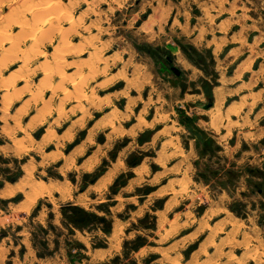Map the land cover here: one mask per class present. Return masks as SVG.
<instances>
[{
  "label": "rangeland",
  "instance_id": "1",
  "mask_svg": "<svg viewBox=\"0 0 264 264\" xmlns=\"http://www.w3.org/2000/svg\"><path fill=\"white\" fill-rule=\"evenodd\" d=\"M31 1L0 0V264H264V0Z\"/></svg>",
  "mask_w": 264,
  "mask_h": 264
},
{
  "label": "bare ground",
  "instance_id": "2",
  "mask_svg": "<svg viewBox=\"0 0 264 264\" xmlns=\"http://www.w3.org/2000/svg\"><path fill=\"white\" fill-rule=\"evenodd\" d=\"M29 1V3H30V1L31 0H28ZM37 1V0H36ZM27 2V0H24V5H28V4H25ZM32 2V1H31ZM33 3V2H32ZM31 5V4H30ZM34 5V4H33ZM22 6H23V4H22ZM25 8V7H24ZM23 8V9H24ZM34 10H36V12H32V13H34L33 14V23L35 24L36 22H38L43 16H44V18L46 17V20L48 21V22H52L53 23V27H55L54 26V20H56V19H60L63 15H64V12H62L61 13V10H62V8H61V4H60V0H38L37 2H35V6H34ZM22 9V8H21ZM20 9V10H21ZM26 9H29V5H28V7L26 8ZM25 10V9H24ZM31 10V9H30ZM15 12V11H14ZM25 12H26V10H25ZM9 13H12V11L11 12H9ZM18 13V12H17ZM17 13H16V15H17ZM20 13V12H19ZM29 13V12H28ZM3 15V14H2ZM13 15V14H12ZM12 15H9V16H11V17H9V16H4L6 19H7V26H10L9 24L10 23H12V21H14V22H17V23H22V20H20V18H16V17H13ZM21 15V14H20ZM26 15V14H25ZM8 17V18H7ZM22 17V16H21ZM64 17V16H63ZM66 17V16H65ZM15 18V19H14ZM26 18V17H25ZM14 19V20H13ZM24 19V18H23ZM66 19H67V17H66ZM70 19H71V16H70ZM42 20H43V18H42ZM41 20V21H42ZM26 21H28L27 19H26ZM4 22H5V20H4ZM25 22V21H24ZM30 22V21H29ZM44 22V21H43ZM9 23V24H8ZM51 23V24H52ZM5 24H4V26H5ZM14 24H16V23H14ZM25 24H26V22H25ZM24 24V25H25ZM28 24V23H27ZM33 24V25H34ZM12 25V24H11ZM36 25V24H35ZM39 25V24H38ZM55 25H57V24H55ZM72 25V24H71ZM7 26H5V28L7 27ZM69 26V25H68ZM27 29H30V27L27 25ZM57 27V26H56ZM21 28H22V26H21ZM33 28V27H32ZM47 28V27H46ZM51 28H52V25H51ZM50 28V29H51ZM69 28H70V26H69ZM23 30H26V29H24V28H22ZM55 29V28H54ZM66 29V28H65ZM65 29H64V31H65ZM4 30V29H3ZM6 30V29H5ZM8 30H9V28H8ZM34 30V29H33ZM47 30H49V28L47 29ZM53 30V29H52ZM45 31H46V29H44V32L43 33H45ZM26 32V31H25ZM34 32H35V30H34ZM47 32V31H46ZM55 32V31H54ZM18 33L19 32H17V36H18ZM42 33V34H43ZM48 33V32H47ZM50 33V32H49ZM52 33V32H51ZM64 33H66V32H64ZM46 34V33H45ZM44 34V35H45ZM55 34V33H54ZM69 34V33H68ZM67 34V35H68ZM71 34V33H70ZM0 35H3V33L0 31ZM41 35V34H40ZM4 36V35H3ZM16 36V37H17ZM27 36V35H26ZM42 36V35H41ZM48 36V35H47ZM63 36V35H62ZM5 38H6V36H4ZM40 37V36H39ZM9 37H7V39H8ZM46 38V37H45ZM48 38V37H47ZM2 39V38H1ZM0 39V40H1ZM64 39V38H63ZM37 40V39H36ZM16 42V41H15ZM68 42V41H67ZM70 42V41H69ZM34 45V44H33ZM33 45H32V48H33ZM10 46H12V45H10ZM14 46V45H13ZM13 48V47H12ZM65 48V47H64ZM8 49H9V46H8ZM31 49V48H30ZM34 49V48H33ZM34 50H36V49H34ZM59 50H61V49H59ZM29 52V51H28ZM64 53V52H63ZM60 55V54H59ZM24 56V55H23ZM24 60V59H23ZM29 60V59H28ZM64 61V60H63ZM1 63H2V61H1ZM24 63V62H23ZM61 64V63H60ZM62 65V64H61ZM61 65H59L60 67H61ZM58 67V66H57ZM97 69V68H96ZM95 70V69H94ZM49 72H52L51 70L49 71L48 70V72H47V77H48V73ZM62 74H64V72L62 73ZM46 75V74H45ZM51 74H49V76H50ZM83 75V74H82ZM63 76H65V74L64 75H62V79H64L65 77H63ZM51 77V76H50ZM85 77V76H84ZM84 77L83 78H81V79H84ZM87 77V76H86ZM85 77V78H86ZM93 77V76H92ZM89 78V77H88ZM87 78V79H88ZM91 78V77H90ZM49 79V78H48ZM80 79V80H81ZM87 79H85V80H87ZM83 81V80H82ZM80 82V83H84V82ZM62 84H63V80H62ZM8 86H10V84H8ZM7 86V87H8ZM56 86V85H55ZM57 87V86H56ZM56 87L54 88V91L56 90ZM79 87H81V86H79ZM78 87V88H79ZM15 89V88H14ZM65 90V89H64ZM80 90V89H79ZM39 91V90H38ZM38 91H37V93H38ZM7 92V91H6ZM9 92V91H8ZM4 93V92H3ZM40 93V92H39ZM66 94V93H65ZM5 95V94H4ZM7 95V94H6ZM3 96V95H2ZM33 96V95H32ZM78 96V95H77ZM76 96V97H77ZM4 97V96H3ZM34 98H35V95L33 96ZM7 102V101H6ZM217 108V107H216ZM218 108H220V107H218ZM217 110V109H216ZM214 112V111H213ZM220 112H221V110H220ZM213 114V113H212ZM217 117V116H216ZM56 187V185H52V186H50V184H48V185H45L44 183H42V184H39V185H37V187H33V194H35V192L37 193V191L38 192H40V191H43V190H47V189H49V188H55ZM59 187V186H58ZM57 188V187H56ZM59 188H61V186L59 187ZM32 189V188H31ZM172 226H174V225H172ZM115 236H116V234H115Z\"/></svg>",
  "mask_w": 264,
  "mask_h": 264
},
{
  "label": "trees",
  "instance_id": "3",
  "mask_svg": "<svg viewBox=\"0 0 264 264\" xmlns=\"http://www.w3.org/2000/svg\"><path fill=\"white\" fill-rule=\"evenodd\" d=\"M67 206H64V208H69L70 212H66L65 215L66 217H69L72 220L73 224L77 227L84 228L88 225L89 221L100 219L96 214L88 212L81 207L73 206L70 204ZM106 232L110 234L112 230L109 228L106 230Z\"/></svg>",
  "mask_w": 264,
  "mask_h": 264
},
{
  "label": "water",
  "instance_id": "4",
  "mask_svg": "<svg viewBox=\"0 0 264 264\" xmlns=\"http://www.w3.org/2000/svg\"><path fill=\"white\" fill-rule=\"evenodd\" d=\"M210 105H211V104H210ZM210 105H209V106H210Z\"/></svg>",
  "mask_w": 264,
  "mask_h": 264
}]
</instances>
